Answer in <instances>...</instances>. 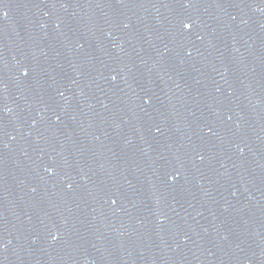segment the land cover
I'll return each instance as SVG.
<instances>
[{
	"label": "water",
	"instance_id": "obj_1",
	"mask_svg": "<svg viewBox=\"0 0 264 264\" xmlns=\"http://www.w3.org/2000/svg\"><path fill=\"white\" fill-rule=\"evenodd\" d=\"M0 264H264V0H0Z\"/></svg>",
	"mask_w": 264,
	"mask_h": 264
}]
</instances>
